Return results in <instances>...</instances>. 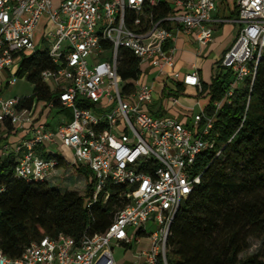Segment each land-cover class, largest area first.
I'll return each mask as SVG.
<instances>
[{"label":"built area","instance_id":"2783aa9c","mask_svg":"<svg viewBox=\"0 0 264 264\" xmlns=\"http://www.w3.org/2000/svg\"><path fill=\"white\" fill-rule=\"evenodd\" d=\"M219 0H0V71H9L14 58L37 51L40 44L53 68L40 73L52 94L48 106L68 110L54 130L34 123L26 109H18L20 97L0 95V122L12 130L30 128L31 135L18 143L4 144L15 156L14 175L27 181L43 179L57 165L54 150L67 148L71 165L90 171L93 194L89 207L109 186L124 187V201L102 233H84L79 241L64 234L44 235L17 257L0 251V264H115L112 246L130 247L138 234H146L147 249L137 253L144 264H167L166 240L172 218L182 201L199 182L193 174L196 157L214 146L215 115L225 99L206 105L184 120L157 115L150 105L153 83L180 84L202 93L198 71L176 69L171 44L176 34L193 37L197 53L213 39L211 23L234 21L239 25L230 47L218 60L233 80L225 96L252 81L264 58V0H234L236 15L215 20ZM165 10L167 11L165 13ZM41 46V45H40ZM136 60L134 75L122 78L121 51ZM121 68V69H120ZM123 68V69H122ZM150 79V81L148 80ZM16 82L9 76L7 85ZM250 86V85H249ZM174 88V89H175ZM176 89L166 93L177 105ZM56 102V104H54ZM47 155L51 156L48 158ZM150 223L153 230L148 231ZM134 229V234L130 230Z\"/></svg>","mask_w":264,"mask_h":264},{"label":"trees","instance_id":"16d2710c","mask_svg":"<svg viewBox=\"0 0 264 264\" xmlns=\"http://www.w3.org/2000/svg\"><path fill=\"white\" fill-rule=\"evenodd\" d=\"M230 1V15L234 17L236 7L234 0ZM121 54L122 67L133 68L130 72L119 70L125 79L134 75L136 60L126 50ZM53 67L45 50L22 56L16 75L31 82L33 90L20 97L18 109L32 113L39 102L52 99L40 73ZM219 67L222 70L209 84H202L203 94L198 95L207 101V113L212 112L213 101L225 99L215 115L214 146L196 157L193 174L200 173V179L172 218L166 240L167 264H264V247L240 256L249 248L250 239L261 240L264 246V58L257 63L252 81L246 80L230 96L225 93L233 74ZM176 87L179 92L183 88L180 84ZM1 130L9 133L12 125L2 121ZM52 157L57 159L52 171L41 180L27 181L14 175L12 152L0 154L2 254L17 257L44 235L61 233L79 241L84 233H102L114 211L123 206L118 193L124 187L117 185L109 186L105 203L101 192L89 207L85 206L84 200L93 194L90 171L67 163L59 155ZM66 170L82 180L83 188L65 184L59 190L49 186L50 178Z\"/></svg>","mask_w":264,"mask_h":264},{"label":"crops","instance_id":"0c3cea01","mask_svg":"<svg viewBox=\"0 0 264 264\" xmlns=\"http://www.w3.org/2000/svg\"><path fill=\"white\" fill-rule=\"evenodd\" d=\"M233 7L230 0H219L217 9L213 12L212 17L215 20L219 19H225L226 17H229L230 19H233L234 17H231V11ZM224 22H230V21H224ZM217 24H220L222 22H215ZM238 31V29H237ZM214 37V36H213ZM236 37V36H235ZM234 37V39H235ZM216 39V38H215ZM215 39H212V41L207 44L205 47L200 49V51L197 53L198 46L194 42V39L192 36L187 35L183 32H179L176 34V37L174 41L171 43L175 48V59H176V69L179 71H189L193 67H195L199 74V79L201 84H209L212 77L217 74V70L213 72L212 70V63L208 65L207 74H205L202 69H200L197 65V59L201 54H208L211 51V47L214 44ZM233 37H227L223 42L219 45L218 49V59L216 60V63L218 65V60L223 55V53L230 47V45L234 41ZM215 51V50H214ZM17 57L14 58L13 64L9 71H0V93L3 89L8 87L7 81L10 75L14 74L16 75V70L13 68L14 62ZM157 84V85H156ZM154 89V99L153 103L150 105V109L154 114L157 115H163V116H171L175 117L179 120H184L186 122L187 126H190L191 124V118L189 115L193 114V107H197L198 111L200 109V106H204L207 104V101L197 95V91L193 87H184L179 92L177 88H175L178 104H173L170 99L167 97L168 95L165 94L166 90L169 88L172 91L175 89L172 88V86L167 83V89H163V83L155 82L152 84ZM158 86V87H155ZM1 95V94H0ZM28 96V95H27ZM22 97V96H21ZM189 102L193 103V107L188 108ZM205 102V103H203ZM54 108L58 109V111L64 112V118L70 117V113L68 110L65 109H59V107L53 106ZM51 106H48L46 102H39L34 112L30 113L34 119V123H44L49 129L54 130L57 126V124L63 120L60 119L56 122H53L54 115H51ZM31 130L30 128L23 127V129L11 132H6L1 130L0 131V137L2 138V143L0 147V154H4L2 146L6 143L8 144H14L18 143L21 140H24L25 138L30 137ZM61 155V154H60ZM149 226L150 223H149ZM130 234H134V229H131ZM139 237L137 240L133 239V242L130 244V247L125 246L124 244H118L112 246V256L114 258L115 264H125L124 258L119 260L116 259L114 256H132V260L128 261V264H144V262H140V260L136 259L137 253L141 250L147 249L149 246V243L146 247H142L139 250L133 251V246H138L140 243V239L142 236H147L146 234H138ZM137 248V247H136ZM114 249H117V253L114 252ZM138 249V248H137Z\"/></svg>","mask_w":264,"mask_h":264},{"label":"rangeland","instance_id":"374dc122","mask_svg":"<svg viewBox=\"0 0 264 264\" xmlns=\"http://www.w3.org/2000/svg\"><path fill=\"white\" fill-rule=\"evenodd\" d=\"M227 18V17H226ZM229 19V17L227 18ZM232 20V19H230ZM239 25L237 23H235L234 21H230V22H222L220 24L217 23H211V28L213 29V39H215L214 44L211 47V51L208 54H201V56L198 57L197 59V65L200 69H202V71L207 74V70H208V65L210 63H212L211 67L213 72H215L216 70H222L216 63V60L218 59L217 57H219L218 55V47L219 45L223 42V40H225L227 37H234L237 34V29H238ZM36 49L38 50H43L48 44L46 42H43L40 44L39 39L41 36V32L39 31V28L36 31ZM41 45V46H40ZM215 50V51H214ZM22 56H17L13 68L17 69L20 63ZM150 81V79H148ZM157 85V84H156ZM155 87H158L156 86ZM33 90V85L31 82H29L24 76H17L16 75V82L12 85V86H8L5 89H3L1 91V96L3 98H9V97H21V96H27L30 95L32 93ZM205 103V102H203ZM189 106H187L188 108L193 107V103L189 102L188 103ZM198 113V108L195 106L193 107V114ZM51 115H54L53 117V122H56L62 118H64V112L62 111H58V109L56 108H51ZM54 152L61 154L65 157V159L67 160V163H69L72 160V154L71 152L64 147L61 148H56L54 150ZM48 184L50 187H54L57 189H64L62 188L65 184L69 185V186H74V187H79V188H83V182L81 180H78V178L75 176V173H73L70 170H66L61 172L57 177H52L48 180ZM183 204V203H182ZM147 230H153V226H149V224L147 225ZM140 243L138 246H133V251L139 250L140 248H144L148 245L149 240L147 236H142L140 239ZM138 249H137V248ZM262 247V243L261 240H254V239H250V246L247 250H245L244 252H242L240 254V256H245L247 254L253 253L258 251L259 249H261ZM117 249H114V252L117 253ZM116 257V259L118 260V262H120L119 260L123 259L125 260V264H128V261L132 260V256H114ZM140 262H142V259L140 260Z\"/></svg>","mask_w":264,"mask_h":264}]
</instances>
